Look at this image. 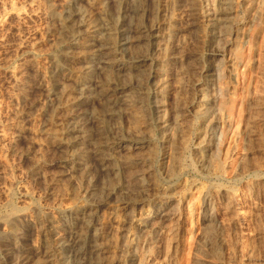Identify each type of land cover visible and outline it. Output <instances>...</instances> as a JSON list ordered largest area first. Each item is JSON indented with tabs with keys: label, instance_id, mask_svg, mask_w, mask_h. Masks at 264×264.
I'll return each instance as SVG.
<instances>
[{
	"label": "rangeland",
	"instance_id": "374dc122",
	"mask_svg": "<svg viewBox=\"0 0 264 264\" xmlns=\"http://www.w3.org/2000/svg\"><path fill=\"white\" fill-rule=\"evenodd\" d=\"M167 1L149 3L147 16H150L139 20V24L159 23L177 9L171 26L159 29L160 34H167L170 43L168 48L161 47L160 57L176 55L175 60L164 64L174 85L167 91L171 93L172 105H176L177 115H167L173 121H170L173 136L170 139L155 134L149 153L146 150L137 156L152 161L146 166L151 170L146 176L149 197L136 189L131 194L134 198L128 194V198L107 201L97 212H88V221L101 237H97V243L106 247L96 264H264V0H232L235 19L231 16L230 34L218 44V50L213 49L217 55L215 59L206 44L209 29L201 15L209 11L213 0H208L209 5L200 0ZM183 1L190 4L184 5ZM53 2L0 0V264H57L51 255L57 232L77 217V213H82V200L87 198L85 192L93 182L101 183L103 178L109 185L112 181L106 176L97 178L89 166V173L79 166L85 154L95 148L89 138L88 142H83L86 145L64 143L61 149L56 147L51 136L52 132L58 134L70 123L72 112L69 110L73 111L68 105L70 82L59 79L67 91L61 89L58 99V96L50 97L52 87L45 79L47 73L63 65L64 55L71 51L69 37L56 33L54 39L60 44L48 39V30L54 29L48 14L58 12L54 11ZM108 6V14L115 17V6ZM88 8L91 14L98 11L97 3ZM144 47L143 44L140 48L141 54ZM65 64L69 66L67 72L76 77L84 67L79 59ZM209 68L220 75L221 79L213 83V88L221 92L220 97L203 90L210 78L202 77ZM174 80L177 83L174 84ZM94 85L89 80L88 102L79 109L83 114L79 118L83 131L78 135L83 139L85 131L89 133L98 128L104 136L99 141L105 143L116 136L111 130L115 124L110 120L102 124L93 122V114L104 107L93 93ZM176 87L179 89L173 93ZM146 90L142 88L145 94ZM200 94L212 95L203 102ZM136 105L121 106L125 114L117 124H123L124 132L147 129L141 114L143 106ZM203 109L209 110L205 114ZM134 112H139V116ZM71 149L76 152L74 156ZM164 151L171 155L166 161ZM122 155L120 153L117 158ZM128 174L121 178L125 176L123 179L130 181L131 174ZM94 201L99 202L98 199ZM154 206L162 210L157 212ZM164 211L176 213L174 223L162 216ZM145 219L147 225L143 226L141 222ZM90 240L88 236L86 241L90 243ZM88 264L95 262L90 260Z\"/></svg>",
	"mask_w": 264,
	"mask_h": 264
},
{
	"label": "bare ground",
	"instance_id": "6f19581e",
	"mask_svg": "<svg viewBox=\"0 0 264 264\" xmlns=\"http://www.w3.org/2000/svg\"><path fill=\"white\" fill-rule=\"evenodd\" d=\"M171 1L175 2L176 0H171ZM185 1H183V3ZM152 2H153V0H54V2H53L54 11L56 9V11H58V12H56L57 14H53V12H52L51 13V14H53L52 16H51V14H48V15H50L49 20L54 26V29L48 30V34H49L48 39H51L54 42L56 41V44H57L58 40L54 39V36H56V33L61 37H63V36L65 38L69 37V41H70V45H71V51L67 54H65L66 52L63 53V54H65L64 55L65 60H64V63H62L63 65L58 66L56 69L54 68L55 69L54 71L47 73L45 75L46 76L45 79L48 81V83L52 87L51 88L52 91L50 93V97H52V98L58 96L59 92L61 94V92L63 90H64L63 92L67 91L65 89V84H61L62 81L60 82V80H59L60 78L64 80V83L70 82L69 92H70L71 97L68 101V105L73 110V111L69 110L70 113L72 112L70 117L68 116L70 118V123L69 124L67 123L68 125L64 129H62V130L60 129V131H58L59 133L56 131L58 134H55V135H53V132L51 129L52 135L51 134L50 135L55 139V144H56L57 148H61L64 145V143H67L68 146H69V144L70 145H73V144L74 145L75 144L82 145L83 142H85V143L88 142V138H89V143L91 145H93L95 148L93 149L91 147L93 149V151H91L89 154L86 153L85 156L83 155L86 158H85V160H82L79 163V166L85 168L87 172H88V166H89L90 169H93L97 178H98V176H100V177L106 176V177H109V179L111 178V180H112V181H110L111 184L109 183V185H108V183L106 185L105 184L106 182L104 183L102 180L103 178L101 179L100 177L99 178L102 181L101 183L98 181L93 182L92 185L89 186L90 190H87L85 192L87 195V198L86 199L83 198L85 200H82V201H84V205L81 206L82 207V213H77L76 214L77 217H73L72 221H70L68 224H65V226H63L64 228L61 229L59 232H57V235L55 238V247L53 248V252L51 251L52 252L51 255H53L52 257L56 260L57 264H88L90 260H92L96 264L100 260V256L102 255V257H103V254L106 251L104 249L106 247L104 248V246H101L99 244L100 242L97 243V239H98L97 237H100V236H98L97 231L95 230L96 228H94V226H93V223L91 221H88V219L90 218V217L88 218V212H92V210H95V211L98 210V208L100 206H102V205L104 206L107 203V201H110L112 199L114 200L117 198V201H118V198H123L126 195L128 196V194L131 195L132 193H134L133 191L136 189H139L140 192L143 193V195L145 193L144 196H148V195H146V192L149 191L150 185L148 183H146V176L149 175V172L151 170L146 168V166H147L149 161L151 163H152V161L148 160V158H146L144 156L140 157V158H138L137 156L142 151H143L142 152L143 154H144V151H146V150H147L146 152L149 153L148 149L150 147V143L152 141V138L154 136H156L155 134L166 135L170 139L173 136L174 129H172L173 125L171 126V124H172L171 122H173V121L169 120L167 117L168 113H169V115L173 114V116L177 115V114L175 115L176 105H175V107L172 105L173 100L171 101V99H172L171 93L167 92L168 89L170 88V86L173 85V84H171L173 79L170 78L171 75L169 74L168 69L166 68V66L164 64L167 61L169 62L171 60H175L176 59L175 54H177L178 52L177 53L174 52L175 54L172 53L175 56L170 54V55H166L164 57L161 56L163 58L160 57V54H161L160 51L162 50L161 47L166 46V48H168V47H170V43H169L168 38L166 37L167 34L166 35L162 34V33L160 34L161 31L159 29H161L160 28L161 26L168 27V28L171 26V24L173 23L175 15H177V9H174L172 12H170V11L173 8H171L170 11L168 10L167 13L170 12L171 15L169 13L168 18L159 22V23L153 22L151 24H144V23L139 24V23H141V22H139V20L150 16L149 14L147 16V11H148L149 3H152ZM200 2L203 4L205 3L206 5H209L208 2H210V1L200 0ZM49 3H52V2H49ZM93 3H97V8H98L97 13H95V14H91L92 12H90V13L88 12V9H89L88 5L93 4ZM164 3L166 4V2H164ZM110 4L115 6V9H116L115 17L110 16V14H108V12L106 10V7ZM187 4L189 5L190 3H187ZM187 4L184 3V5H187ZM150 6H149V8H150ZM190 6H192V5H190ZM168 7H170V6H168ZM187 7L188 6H186V8ZM208 7H210V6H208ZM208 10L209 11L207 13L202 12L201 15H203V17L205 18L204 20H206V22L208 24L207 28L209 29L208 35L206 37V40H207L206 44H207L208 48L212 49L211 51H213V49H215L221 41L223 42L222 39L224 37L226 38V36L230 34L228 26L230 25V18L234 12L232 0H213L211 8ZM164 12H165V10H164ZM196 12H197V10H196ZM161 13H162V11L160 10V16H162ZM192 13H195V12H192ZM180 15H182V13ZM191 16H195V15H191ZM233 16H232V18L234 20L235 18ZM197 17L198 16H196V18ZM189 22L191 23V21H189ZM49 24H48V26H49ZM172 26H174V25H172ZM67 41H68V39H67ZM61 43H62V40H61ZM143 44L145 46L144 47L145 50H144V53L141 54L142 52L140 50H142V49H140V48L143 46ZM172 44H175V43H172ZM164 49H165V47H164ZM74 50H80V52L76 53ZM163 53H164V51H163ZM163 53H162V55H163ZM213 54H214V51H213ZM76 55H78V56H76ZM216 56L217 55L214 54L213 59H215ZM73 59H77V60L79 59V60H81L82 63H84V67H83V69L80 72V75L78 77L67 72V68L69 66L67 67V64H65V62L71 61ZM62 62H63V60H62ZM211 65H213V64H211ZM40 66H41V64H40ZM181 66H183V65H181ZM81 67H82V65L80 66V69H81ZM180 69L182 70V67ZM210 69L211 68H209L207 71L204 72V76L202 75L203 79L204 78H206V79L210 78V80L208 81L209 83L207 85H205L203 90L206 93L211 92L213 95H218V97H220L221 92L219 90H217L216 88L215 89L213 88V86H214L213 83L215 81H217V80L219 81L221 79L220 75L217 73V70L213 69L214 70L213 71ZM39 70H40V68H39ZM50 71H51V69H50ZM178 71H180V70H178ZM183 71H185V70H183ZM173 78L175 79V77H173ZM176 79H178V78H176ZM89 80L92 81L93 83H95V85H94L95 88L93 89L94 90L93 93H94L95 97H97L98 100L104 106V107L99 109V110L102 109V111L98 112V110H97L98 108L96 109L98 113L97 112L95 113V111H94L95 114H93L94 115L93 122H95L96 124H98V123L102 124V123H105L106 121L110 120V121L114 122V124H115L114 129H111V130L116 133V136L111 141H109L108 138L106 137L107 138L106 140L109 142H105V140H104L101 142H105V143H100L99 139H103L104 136L102 135V131H100V129H98V128L97 129H94V128L91 129V131L89 133H88V130L85 131L86 136L83 137V139H82V137H80L78 135L80 132L83 131L82 126L80 124L81 119L79 120V118L81 116H83V114L79 111V109H80L81 105H84L86 102H88V82H89ZM47 81H46V83H47ZM181 81H182V78H181ZM173 83L174 84L177 83L176 80H174ZM182 85H183V83H182ZM144 87L147 88L146 92H148V93H146V94L144 93L145 91L144 92L142 91V88H144ZM177 88L178 87L175 88L173 93H176ZM182 88L184 89V87H182ZM61 89H63V90L61 91ZM172 89H174V88H172ZM45 90H47V88ZM42 91H44V90H42ZM177 92H178V90H177ZM144 95H147V96L145 97ZM200 95H202L203 102L208 101L207 97L211 96V95L210 96L207 95V97H205L204 94H200ZM60 96H62V95H60ZM68 97H69V95H68ZM58 99H60V97ZM55 100H53V102ZM214 100H215V98H214ZM216 100H219V99H216ZM220 100H222V99H220ZM50 101H51V99H50ZM213 103L215 104V103H217V101L216 102L214 101ZM219 103H221V102H219ZM132 104H135V106H137L136 104H140L141 106H143V109L141 108V110H142L141 114L143 117L145 128H147V129L144 128L145 130H140V131L134 129L132 131L128 130V131L124 132L126 129L122 128L123 124L122 125L117 124L118 120L120 122V120H121L120 118L122 117L123 114H125L124 110L122 111L121 106L122 107H129ZM99 106H101V105H99ZM114 107L115 108L117 107V109L113 110ZM217 108H219V107H217ZM217 108L215 107V109H217ZM133 109H135V108H133ZM201 109L202 108H200V110ZM206 109H207V107H206ZM208 110H206V111H208ZM135 111H137V109ZM194 111H196V109ZM206 111H205V114L207 113ZM217 111H219V110H217ZM217 111H215V112H217ZM65 112H66V110H65ZM137 113H139V112H137ZM199 113H200V111H199ZM134 114H135V112H134ZM139 114H137V115L139 116ZM205 114H203V115H205ZM89 115H91V114H89ZM210 119H211V117H210ZM210 119H209V121H210ZM213 119L214 118H212V120ZM64 121H65V119L62 122L64 123ZM141 121H139L138 123H140ZM209 121L207 120V122H208V123H206L207 125L210 124ZM60 123H61V121H60ZM212 125H213V123H212ZM215 125H217V124H215ZM55 126H57V125L55 124ZM60 128H61V126H60ZM140 129H142V128H140ZM206 129H207V127H206ZM47 130L50 131V129H47ZM172 130H173V132H172ZM51 132H49V133H51ZM115 133H114V135H115ZM205 135H208V134H205ZM176 136H178V135H176ZM214 137H215V134H214ZM159 140H161V139H159ZM169 140H167V143H170ZM200 142H202V141H200ZM85 143L83 145H86ZM91 145H89V146H91ZM96 145L98 148L96 147ZM158 145H156V146H158ZM40 147H41V144H40ZM42 147H41V149H42ZM168 147H170V145ZM52 148H53V146H52ZM103 149L106 151L105 154H102V153H104ZM59 151H61V150H59ZM150 151L152 152V150H150ZM62 152H60V153H62ZM71 152H72V149H71ZM172 152H175V151H172ZM73 153H76V152H72V155H73ZM120 153H122L123 155L121 157L117 158V156ZM67 154L68 153H66V155ZM42 155L44 156L43 153H42ZM42 155L40 156L41 158H42ZM63 155H64V153H63ZM148 156H150V155H148ZM169 156H171L170 153L165 152V156H164L165 159L164 160L165 161L168 160ZM119 160H121V161H119ZM175 161H177V159ZM169 163H171V161L168 162V164ZM139 164H143L142 167H144V169L140 170V168H142V167L139 168L138 167ZM152 165L153 164H151V166ZM167 166L169 168L171 165H167ZM168 168H167V171H168ZM127 173H129L128 175L131 174L130 175L131 176L130 181L124 180L123 178L125 176L123 178H121V175H123V174L126 175ZM166 173L168 174V172H166ZM81 175H83V173H81ZM94 176H93V178H94ZM92 180H94V179H92ZM90 183H89V185H90ZM53 185H55V184H53ZM85 193L83 195H85ZM263 194H264V191H263ZM161 196H163V195H161ZM132 197L134 198V195ZM167 197H169V196L167 195ZM97 199L99 200V202L94 201ZM92 201H94V202H92ZM154 208H155V211H157V212L162 210L158 206H154ZM24 211H26V210H24ZM20 212H22V210H20ZM90 216H91V214H90ZM93 216H95V215H93ZM162 216L165 217L170 223H172V221L177 217L176 213H173V212H171V213L165 212ZM165 218H164V220H165ZM180 218L181 217L179 216L177 219V222L180 221ZM166 223H168V222H166ZM173 223H174V221H173ZM141 224L143 226H146L147 225V219L143 220L141 222ZM148 225H149V223H148ZM160 225L163 226V224H160ZM148 228H149V226H148ZM152 228H154V227H152ZM191 233H192V231H191ZM88 236H91L90 243H88L86 241V238H88ZM22 256H24V255H22ZM51 258L49 257V259H51ZM53 258H52V260H54ZM133 258H134V256H133ZM101 259H103V258H101ZM50 263H51V261H50Z\"/></svg>",
	"mask_w": 264,
	"mask_h": 264
}]
</instances>
